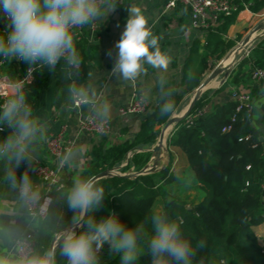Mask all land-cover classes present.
I'll return each instance as SVG.
<instances>
[{"label": "trees", "instance_id": "obj_1", "mask_svg": "<svg viewBox=\"0 0 264 264\" xmlns=\"http://www.w3.org/2000/svg\"><path fill=\"white\" fill-rule=\"evenodd\" d=\"M263 8L264 0H254L250 5L254 12ZM236 14L221 16L202 45L206 50L211 47L218 51V58L234 45L235 39L226 40L224 36ZM239 37L240 35L236 39ZM75 44L81 57L77 69L82 75L85 72V42L79 41ZM199 47L201 48L198 43L193 44L185 64L183 78L188 85L185 91L198 86L200 76L207 67V53L202 52ZM250 60L255 66L264 68V43L252 48L233 69L231 83L242 91L251 87L250 80L248 81L246 77ZM26 65L28 63L23 61L22 67ZM32 66V79L21 91L31 115L39 103L44 81L51 74L57 76L66 68V63L61 60L51 69L40 64ZM225 88L224 84L212 92L215 94ZM226 93L231 95L232 90L231 92L227 90ZM251 93L253 98L257 96L255 88H251ZM182 97V93L170 82L160 81L157 85L155 103L150 105L148 116L142 120L132 140L107 146L102 140L96 142L92 146L94 158L78 178H91L98 172L113 168L125 160L133 147L154 143L160 127L180 105ZM253 98L239 110H236L237 102L233 98L211 102L207 110L196 117L190 125L185 123L186 114L177 122L175 130L168 137L169 160L160 170L137 177L112 175L98 180L97 182L105 189L104 206L100 211L85 215L77 233L86 230L85 222L89 216L99 220L115 214L120 222L128 227L145 223L146 236L150 237L152 235L150 217L153 212L160 211L178 222L184 236L191 241L196 252L191 264H264V192L261 188L264 177V141L260 138L262 132L251 123ZM166 102L173 103L174 107L169 113L161 115V107ZM208 103L209 93L201 95L191 112ZM261 121L264 129V104ZM15 132L17 128L14 125L0 119V145ZM172 148H179L185 152L194 179L202 187L204 194L201 200L193 205L174 199L165 203L162 209H156L154 204L160 196V191L154 177H158L163 184H171L176 180L171 170L174 158L170 151ZM149 156V151L136 153L122 170H128L130 165L136 170L141 169ZM74 182L63 179L62 186H53L48 193L50 201L45 215L38 222L36 248L32 255H44L49 251L54 236L74 223L73 218L78 213L67 204V193ZM200 240L205 241L203 249L197 248V242ZM61 245L54 250L55 264H65L67 259L61 255ZM119 261V255H114L107 264H119ZM136 264H151L146 239L140 242V254Z\"/></svg>", "mask_w": 264, "mask_h": 264}, {"label": "crops", "instance_id": "obj_2", "mask_svg": "<svg viewBox=\"0 0 264 264\" xmlns=\"http://www.w3.org/2000/svg\"><path fill=\"white\" fill-rule=\"evenodd\" d=\"M167 1L117 0L115 11L109 12L100 22H96L94 42L83 41L85 42V72L81 75L78 69L66 67L57 76L51 74L42 84L39 103L31 115L37 131L30 140L23 142L25 149L23 160L17 166L14 154L11 159L8 155L0 156V257H6L13 261L18 259L15 253V240L28 229L37 231V222L26 216L25 204L19 193V186L22 184L21 177L27 176L30 182H35L32 173L37 162L56 169L61 178L75 181L88 168L90 161L94 158L92 146L96 142L102 140L107 146L132 140L140 128L143 120L142 115H121L119 109L128 106L134 93L142 95L151 105L154 104L157 85L161 80L170 82L183 95L177 110L175 109L171 114V116H175V120L184 116L188 107L197 102V99L193 102L192 97L195 92L192 91L194 89L196 91L201 83L202 74L198 86L188 91H185L188 85L184 81L183 74L193 44L198 43L199 46L205 44V38L211 30L193 27L188 9L180 3L167 8ZM253 1L247 0L236 12L235 19L224 36L225 39H236L235 37L245 30L251 20L260 15V10L254 12L250 9ZM129 6L141 9L153 35L160 37L161 51L170 57V63L166 70L154 69L146 65L147 71L142 73L135 83L126 82L112 72L117 52L115 44L125 28L128 16L126 8ZM109 51L112 53L111 56L108 55ZM215 84L216 82L211 83V85ZM250 84L251 87L245 88V91L251 93V88H255L257 95L255 98L252 97L254 103L250 112L251 123L262 132L260 138L264 141V129L261 121L264 93L253 79ZM72 87L83 89V96L87 97L89 101L78 107L72 106L73 93L70 91ZM226 91L227 87L215 94L209 93V103L205 106L208 108L211 102H222L229 99L231 95H228ZM0 94H14V88L5 76H0ZM185 97H189V101L184 104L182 101ZM191 102L193 103L191 104ZM90 113L109 120V129L105 135L93 136L80 130L79 121ZM177 122L171 126L169 133L175 130ZM60 131L63 133L62 147L58 153H53L48 149L47 143L52 136ZM16 135L17 132L12 137ZM153 145L154 143L133 147L128 152L125 162L119 164L117 169L114 167L113 169L119 174L123 173L122 168L130 163L132 156L143 151L150 152L148 167L164 165L169 160V152L168 155H163L161 152L159 157H156L151 151ZM170 151L174 156L171 170L176 179L183 172L193 176L185 152L179 148H172ZM66 156L68 159H65ZM11 177L15 178V183ZM156 178L159 183L158 177H154V180ZM196 183L198 184V182ZM36 184V188L41 191L42 186ZM43 201L48 204L49 198L44 196ZM57 237L58 234L54 236L56 239ZM114 255L109 254L108 245H105L99 255L100 264H107Z\"/></svg>", "mask_w": 264, "mask_h": 264}, {"label": "clouds", "instance_id": "obj_3", "mask_svg": "<svg viewBox=\"0 0 264 264\" xmlns=\"http://www.w3.org/2000/svg\"><path fill=\"white\" fill-rule=\"evenodd\" d=\"M116 6L117 0H0V18L6 21L5 30L0 32V56L30 65H46L50 69L64 59L67 65L78 68L81 57L73 29L100 22L109 12L115 11ZM126 11L125 28L115 44L117 52L112 72L126 82L135 83L147 71L146 65L166 70L170 57L161 51L160 37L153 35L141 9L129 6ZM108 55H112L111 51ZM70 91L83 95V89L72 87ZM173 107V103L166 102L161 107V115L169 113ZM0 111V119L17 128V135L0 145V156L8 155L11 159L14 154L19 166L25 150L23 142L30 140L37 131L30 118L31 110L25 104L24 95L17 91ZM11 179L15 183V178ZM21 182V195L38 201L39 194L31 191L29 178L23 176ZM104 200L105 189L96 180L75 179L67 193L68 207L78 213L73 218L74 225L88 213L102 210ZM85 223L86 230L77 233L73 227L63 236L61 255L67 258L68 264H100L99 253L105 245L110 255H119V264H136L140 242L145 239L151 264H191L196 254L181 225L160 211L153 212L150 217V237L146 236L145 223L128 227L115 214L99 220L89 216ZM204 247L205 241L197 242V248ZM55 255V251L49 250L44 255L22 256L14 261L0 257V264H55Z\"/></svg>", "mask_w": 264, "mask_h": 264}, {"label": "built area", "instance_id": "obj_4", "mask_svg": "<svg viewBox=\"0 0 264 264\" xmlns=\"http://www.w3.org/2000/svg\"><path fill=\"white\" fill-rule=\"evenodd\" d=\"M247 0H168L166 3L167 8L176 6L180 3L186 9H188L191 19V24L193 27L212 30L213 27L218 23L221 16H230L240 10V7L246 3ZM6 21L4 19L0 20V32L5 30ZM97 29V23H93L89 26H84L82 28L73 29L74 42L88 41L90 43L94 42L95 31ZM88 33V34H87ZM64 61V59H61ZM21 60L11 58L4 59L0 56V76H5L10 84L14 88V93L23 90L25 85L32 79L33 66L28 64L22 67ZM65 62V61H64ZM250 68L251 79L257 82L264 93V68L255 66L253 61L248 62ZM69 69H77L66 64ZM79 68V67H78ZM13 95V94H12ZM10 94H0V108L5 104L6 100L11 98ZM230 98H233L237 102L236 110H239L242 106L248 104L252 100V96L248 91H242L239 88H233ZM89 100L83 95L72 96V106L78 107ZM150 103L142 95L138 93L133 94L131 102L126 107L119 109V114L127 115L129 113H135L144 115L150 108ZM207 110L204 105L202 108L187 114L185 123L188 125L192 124L194 119L199 115L203 114ZM80 130H84L90 135L100 136L105 135L109 129V120L107 118H99L94 114H87L84 118L79 121ZM63 133L62 131L56 133L52 136L48 143V149L53 153H58L62 147ZM4 144V143H3ZM1 144V145H3ZM249 166H247L248 168ZM32 175L35 177V182L31 183V191L39 194V200L36 202L21 195L22 184L19 186V193L23 198L25 204V214L26 216L35 222L45 215L48 204L43 201L44 196H48L53 186H62V180L56 169L49 167L41 162H37L33 167ZM36 183L42 186V190L39 191L36 188ZM261 188L264 192V177L261 182ZM50 201V198H49ZM49 203V202H48ZM36 232L34 229H28L23 232L15 240V253L18 259L22 256H32L36 248ZM100 251L99 255L101 254ZM65 264H68L67 259Z\"/></svg>", "mask_w": 264, "mask_h": 264}, {"label": "rangeland", "instance_id": "obj_5", "mask_svg": "<svg viewBox=\"0 0 264 264\" xmlns=\"http://www.w3.org/2000/svg\"><path fill=\"white\" fill-rule=\"evenodd\" d=\"M256 28L264 30V9L260 10L259 16H255L251 20V22L248 24V26L245 28V30L239 34L240 35L239 39L234 40L235 41L234 45L231 48H229L221 58L217 57L218 51L213 50L211 47H210V49L206 50L201 46L200 49L202 50V52L207 53V67H206V70L202 73L201 82L209 75V73L215 67H217L219 65L220 62L223 61V59L234 48H236L247 36L252 34ZM235 38H237V37H235ZM261 43H264V35H259L253 42H249L247 44V46L244 47L241 51H236L235 53H231L230 57H229V62L226 63L225 60L223 61V63L228 66V69H226L227 74L225 73V71L220 73L216 78H214L211 81V83L216 82V84L211 85V83H210V85L204 91H202L201 95H204L206 93H210L213 90L218 89L219 87H221L224 84L227 87V90H229L231 92V90L233 89V87H232L233 83H231V81H232L231 78L233 76V69L240 62L241 59H243L244 57H246L249 54V52L251 51L252 48H254L255 46H257L258 44H261ZM252 59L255 60L254 58H252ZM246 70H247V76H246L247 80L248 81L250 80V82H251L252 79L250 76V72H249L248 68ZM192 92H196L195 89ZM188 101H189V97H185V98H183L182 103L185 104ZM170 134L171 133H169V132L167 133L166 138H165V145L162 146V154L163 155H168L167 143H168V137L170 136ZM158 136H159V134H158ZM158 136H157L152 148L157 144ZM126 157H127V155H126ZM125 160H126V158H125ZM125 160L123 162H125ZM148 163H149V160H148V162H146V164H148ZM117 166H119V165H117ZM117 166H115L114 168L117 169L116 168ZM136 171H138V170L133 168V165H130V168L124 172L134 173ZM155 181H157V178L155 179ZM158 182L159 183H157V185H158V189L160 191V196L158 199H156L155 204H154L156 209H162L164 207L165 203L170 202L171 200H174V199L181 200V201L185 202L187 205H193V204L199 202L200 199L203 197V194H204V190L202 189V187H200L196 183L197 181L194 179V177L190 173L183 172L182 175H180L179 177L177 176V179L171 184H163L160 180ZM70 225H68V226H70ZM67 227H65V228H67ZM65 228H63L60 232L57 233L58 237H57L56 241L60 240V238H62V236H64V234L66 233Z\"/></svg>", "mask_w": 264, "mask_h": 264}, {"label": "water", "instance_id": "obj_6", "mask_svg": "<svg viewBox=\"0 0 264 264\" xmlns=\"http://www.w3.org/2000/svg\"><path fill=\"white\" fill-rule=\"evenodd\" d=\"M254 33V35H253ZM252 34H250L249 36H247L238 46L240 45H246L249 42H253L259 35H264V30H261L259 28H256L253 31ZM227 57V56H226ZM226 57L223 59V61L226 59ZM220 62L219 65L217 67H215L210 73L209 75L199 84V86L196 88V99L197 101H199L200 95L202 93V91H204L211 83V81L216 78L220 73H222L223 71H225V73L227 74V70L228 66L225 65L224 63ZM195 107V104H192L188 107L187 112L185 113V115L189 112H191ZM127 115L130 116H136L137 114L135 113H129ZM184 115V116H185ZM148 116V113L144 114L141 116L142 119H144L145 117ZM184 116H181L178 120H180L181 118H183ZM175 116H170L166 122L162 125V127L160 128L159 131V136H158V141L157 144L152 148V154L155 155L156 157H159V155L162 152V146L165 145V138L166 135L168 133V131L170 130L171 126L174 125L178 120L174 119ZM163 142V144H162ZM168 163V160L165 162L164 165L159 166V167H154V168H150L148 167V164H146L143 168H141L140 170L134 172V173H129V172H124V173H117L114 169L110 168V169H105L101 172H98L97 174L93 175L91 178L98 181L101 178L107 177V176H112V175H119V176H128V177H137L139 175H144V174H148V173H152L155 171L160 170L161 168L165 167ZM85 216L78 222V225H74L71 224L70 226H68L66 229V232L69 231L70 229H72L73 227H75V230L78 231V229L81 227V225L83 224ZM63 243V236L62 238H60V240L56 241V238H53L50 249L49 250H55L59 245H61Z\"/></svg>", "mask_w": 264, "mask_h": 264}, {"label": "bare ground", "instance_id": "obj_7", "mask_svg": "<svg viewBox=\"0 0 264 264\" xmlns=\"http://www.w3.org/2000/svg\"><path fill=\"white\" fill-rule=\"evenodd\" d=\"M254 35V34H253ZM247 46V44L246 45H240V46H237L236 48H234L228 55H227V57H226V59H225V62L226 63H228L229 62V57H230V54L231 53H235L236 51H241L244 47H246ZM193 98V102L196 100V95L194 94V96L192 97ZM193 102H191V104L193 103ZM162 144H163V142H162Z\"/></svg>", "mask_w": 264, "mask_h": 264}]
</instances>
